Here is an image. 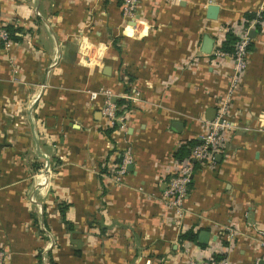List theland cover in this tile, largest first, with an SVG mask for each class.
Masks as SVG:
<instances>
[{
  "label": "crops",
  "instance_id": "crops-1",
  "mask_svg": "<svg viewBox=\"0 0 264 264\" xmlns=\"http://www.w3.org/2000/svg\"><path fill=\"white\" fill-rule=\"evenodd\" d=\"M122 2L0 0V23L17 36L8 46L0 43V247L9 254L7 264H43L42 253L49 251L61 264H151L145 258L153 262L171 246L177 250L175 241L197 257L225 254L233 264H264V0H142L141 17L126 33ZM210 4L219 6L215 19L208 17ZM89 23L100 38L98 56L106 40H116L109 63L99 73L94 58L82 60L85 74L65 56L58 69L60 42ZM242 27L253 50L231 94L232 60L206 55L202 45L208 34L215 48L217 33L225 40L229 30ZM90 44L84 41L81 50ZM78 85L112 88L118 110L135 90L152 102L133 113L125 130L108 128L103 102L77 93ZM227 98L233 128L214 164L193 161L178 218L162 201L181 161L177 153L201 139L205 121L215 119ZM112 139L133 149L121 182L109 172L121 158ZM57 158L63 161L40 177L38 166ZM99 208L100 230L92 226ZM189 229L198 233L196 241L180 239ZM53 239L56 250L50 249ZM78 244L83 263L73 258Z\"/></svg>",
  "mask_w": 264,
  "mask_h": 264
},
{
  "label": "built area",
  "instance_id": "built-area-1",
  "mask_svg": "<svg viewBox=\"0 0 264 264\" xmlns=\"http://www.w3.org/2000/svg\"><path fill=\"white\" fill-rule=\"evenodd\" d=\"M142 0H123L122 2V14L124 20L127 23H134L138 21L141 16L140 5ZM139 17V18H138ZM237 32L239 35V40L235 45V50L233 52H226L221 49L222 42L224 41L223 32L217 36V45L214 48V54L222 57H229L233 62V76L230 79L229 93H233L238 90L241 84V79L246 72L249 63L250 50L248 45L251 42V35L248 29L242 27V29ZM0 40L3 41L2 44L8 46L12 39L9 36L8 31L0 23ZM216 49V50H215ZM102 93L105 94V100L101 107V114L105 118V123L108 128L117 129L116 125L119 126L121 130H125L127 125L124 122V117H119L117 113V105L110 100V92L108 90H103ZM96 93L91 92V99H94ZM229 98L222 101L219 106L217 115L213 120H206L204 131L201 135L200 142L191 147V152L189 158L183 161L177 162L176 171L174 175L170 177L167 182V187L163 191L162 201L163 204L172 209L176 217L183 215V210L185 206V199L187 197L188 188L192 182L195 164L193 161L199 162L201 164H214L216 162L219 153L223 152L225 147V142L228 138V133L233 128L232 124L227 121L229 113ZM130 148L126 150L123 155V159L117 164V169L111 170L112 178L120 181L123 176L129 173V167L134 162V156L130 155ZM40 176L47 174L49 172V162L46 160L43 167L39 169ZM46 177V176H45ZM261 237V243L264 246V231L259 232ZM264 258V256H263ZM7 251L0 247V264H6ZM187 264H233L231 259L226 257L218 259L215 257L201 258L193 255L189 252V257L187 259Z\"/></svg>",
  "mask_w": 264,
  "mask_h": 264
},
{
  "label": "rangeland",
  "instance_id": "rangeland-1",
  "mask_svg": "<svg viewBox=\"0 0 264 264\" xmlns=\"http://www.w3.org/2000/svg\"><path fill=\"white\" fill-rule=\"evenodd\" d=\"M145 17H146V15L143 16V19ZM89 24L90 25H87L88 26L87 29L86 28L82 29L79 27L76 32H69V34H68L69 39L67 38V41H63V43H61L62 41L60 42V45H61L60 49H59L60 54H58L57 58L55 59V61H56L55 65H58L61 60L64 61L65 56H66V58L68 56H71L72 58L75 59V64L77 65V67H79L80 69H83V68L86 69V70H84L85 74H86V71L89 67L87 68L85 66L80 65L82 60L89 61L91 58H94V64H93L94 67L93 68H94V71H97L99 73L101 71L102 65L109 63V60L107 58L108 53L111 49L112 44H115V46H116V40L112 41L113 43L111 41L106 40L105 42H106L107 47H106L105 51H103V53L100 56H98L97 51H96L97 50L96 45L100 41V38L96 37V35L92 32V29H93L92 26L93 25H91V23H89ZM137 24H138L139 30L141 28V25H144L140 21ZM1 25L5 26L2 23H1ZM127 25H128V23L125 21L124 22V30H123V31H125V33H126ZM217 35L219 36L220 33H217ZM69 40H70V43L66 47V43H64V42H69ZM84 41H89V42H91V44L87 47V49H85V51H82L81 45ZM2 42L3 41L0 40V43H2ZM4 47H5V45H4ZM211 53H214V48H213ZM211 53H206V55H211ZM12 67L15 68L14 65H12ZM56 67H58V69H59L60 65H58ZM62 70H63V68H62ZM12 72L15 73V69ZM17 72L18 71H16V73ZM101 87L103 88V90H108V92H110L112 95L116 94V91L113 90L112 88L107 87V86H100V85L96 86L94 89H86V87H84L83 85H78L77 93L82 94V95L85 94L87 98L91 99V96H90L91 92H95L96 95L94 96L95 98L93 99V101H96L95 99H97L98 101L101 100L100 102H104V100L106 98H105V94L102 93V90H100ZM128 94L131 96V98L127 99V101H129L128 104H126V107H122L120 110H118V108H117V113H116V115L119 116L120 118L124 117V122H126V125H127L128 120L131 118V116L133 115V113L136 110L141 109V108H148L149 104L152 102L149 99L142 97L140 90H135V91L129 92ZM154 102H156V101H154ZM121 124H122V121L120 122V124L116 125L117 129H120L119 126ZM104 125L106 127L105 122H104ZM115 139H117V138L115 137ZM115 139H112V143H113V147H116L115 149L121 151V158L119 161V163H120L124 157V155H123L124 151L129 150V146L132 147V145L129 144V142L128 143L125 142L128 145L124 146V145H122L123 144L122 139H118V140H115ZM117 144L119 145V147H117L118 146ZM129 154L133 155V149L130 150ZM62 161H63V159L62 160L58 159V158L55 159L54 164L49 165V169L51 168V170L53 171L54 168L57 167L60 164V162H62ZM44 162H42V165L38 166L39 167L38 169L43 167ZM109 166H110L111 170H115L118 167L117 164H115V165L109 164ZM104 167L106 170V168L108 167L107 164H105ZM39 172L40 171H38L37 173H39ZM43 181H44V179H43ZM45 181H46V177H45ZM45 181H44V183H45ZM61 205H64V204H61ZM92 218H93L92 226H94L95 228H99V230L102 229L103 228L102 222L100 221V208L98 209L97 212H95L93 214ZM44 226H45L46 230L51 231V229L49 230L47 224H45ZM66 229H70V228H68L66 225ZM80 230H82V229H80ZM38 231H41L40 228H38ZM78 233L82 234V231L78 232ZM79 241H80V239H79ZM80 242L83 244L84 240H81ZM175 242H176L175 245L177 246V250L173 249L171 246L170 249L166 253H161V254L159 253L156 257H154L153 258L154 261L152 260L153 262H150L151 260L148 259V257L145 258V262H148L151 264H187V259L189 257V252H190V250L188 249L189 247L187 246V244H184V242H182L184 245H182V243H181V245H179V241H175ZM74 244H76V243H74ZM57 247H59V244L57 243V240L53 239L50 249L56 250ZM79 247L80 246L78 244L76 246V248L74 249L75 253L73 255V258H75L77 260H81L83 263L84 255L82 256L81 252H83L82 249H84V248H79ZM39 256H41V255L39 254ZM8 257H9V254L7 252L6 264L8 263ZM41 260H42L43 264H61V263H56L54 261V258H52V253H50V251L47 254L42 253V259Z\"/></svg>",
  "mask_w": 264,
  "mask_h": 264
},
{
  "label": "trees",
  "instance_id": "trees-1",
  "mask_svg": "<svg viewBox=\"0 0 264 264\" xmlns=\"http://www.w3.org/2000/svg\"><path fill=\"white\" fill-rule=\"evenodd\" d=\"M246 16H248L249 18L252 17L253 15L247 13ZM257 30H261V26L260 24H257ZM5 29L8 31L9 36L11 39L16 40L17 36L14 35V29L11 25H5L4 26ZM239 35L237 33H235L232 30H229L226 34V39L222 42L221 45V49L226 51V52H233L235 50V45L237 43V41L239 40ZM248 49L251 51L253 50V42H250V44L248 45ZM110 131V129H107V133ZM198 142H200V140H190L187 141L179 150V152L177 153V157H179V160L183 161V157H186L187 155H189V151L190 147L194 146L195 144H197ZM66 205H60L59 206V210H60V214L62 216V220L64 222L65 225H67L68 228L71 229L72 225L71 223L66 219L65 217V210H66ZM198 238V233L194 232L193 229H189L187 231H185L184 233H182L180 235V239L181 240H192V241H196ZM215 258L218 259H222V258H226L225 254H217L214 255Z\"/></svg>",
  "mask_w": 264,
  "mask_h": 264
},
{
  "label": "water",
  "instance_id": "water-1",
  "mask_svg": "<svg viewBox=\"0 0 264 264\" xmlns=\"http://www.w3.org/2000/svg\"><path fill=\"white\" fill-rule=\"evenodd\" d=\"M208 17L211 19L217 18L218 12H219V6L216 4H210L208 9ZM213 45H214V38L211 37L210 35H205L204 40H203V45H202V51L205 53H211L213 50ZM214 117H210V120H213ZM132 165H130L129 169H131ZM203 238L206 235V232H203ZM205 240V239H203Z\"/></svg>",
  "mask_w": 264,
  "mask_h": 264
},
{
  "label": "bare ground",
  "instance_id": "bare-ground-1",
  "mask_svg": "<svg viewBox=\"0 0 264 264\" xmlns=\"http://www.w3.org/2000/svg\"><path fill=\"white\" fill-rule=\"evenodd\" d=\"M139 18V17H138Z\"/></svg>",
  "mask_w": 264,
  "mask_h": 264
}]
</instances>
